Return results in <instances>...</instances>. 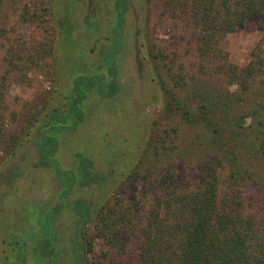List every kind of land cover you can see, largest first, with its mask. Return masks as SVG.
Segmentation results:
<instances>
[{
    "label": "rangeland",
    "instance_id": "1",
    "mask_svg": "<svg viewBox=\"0 0 264 264\" xmlns=\"http://www.w3.org/2000/svg\"><path fill=\"white\" fill-rule=\"evenodd\" d=\"M116 2L0 3V75L10 77L0 88V264H40L32 250L37 240H31L28 251L27 237L31 233L41 236L44 221L53 226L52 242L43 249L52 251L47 256L51 264H74L80 255L70 243L80 222L72 212L77 200L98 204L92 222H84L82 229L86 264H107L104 257L109 246L95 227L100 204L113 201L117 194L137 195L135 186L149 190L148 203L154 202L164 197L162 191L172 174L179 179L172 188L192 190L200 183L208 158L223 153L216 149L207 154V114L191 107L195 103L188 96L202 83L221 94L236 90L238 84L222 73L207 74V61L198 51L201 29L180 11L172 14L162 0H126L124 23L116 31ZM116 34L121 43L114 54L113 75L105 57L117 48ZM260 44L261 27L250 18L222 38L220 47L229 64L242 67ZM10 47L22 50V57L10 61ZM101 75L106 83L114 78L118 92L112 89L102 96L95 86L83 84L77 89L79 94L85 92L79 105L85 112L83 121L55 123L52 115H64L77 97L74 81ZM39 133L57 139L58 165L77 176L70 192H65V180L54 169L39 163L35 143ZM165 145L174 160L163 163L156 152ZM79 156L89 158L99 176L86 187L79 184ZM150 156L157 163L152 168L147 164ZM141 160H146L142 168ZM135 170H140L139 181L131 182ZM225 173L226 168L221 169V175ZM220 189L221 197H239L258 225L264 223L263 182L252 179L234 186L221 182ZM131 249L134 255L135 246Z\"/></svg>",
    "mask_w": 264,
    "mask_h": 264
},
{
    "label": "trees",
    "instance_id": "2",
    "mask_svg": "<svg viewBox=\"0 0 264 264\" xmlns=\"http://www.w3.org/2000/svg\"><path fill=\"white\" fill-rule=\"evenodd\" d=\"M116 6L119 14L117 31L124 23L127 2L117 0ZM162 6L175 16L174 12L180 11V15L191 17L201 29L197 35L198 51L207 61V74L222 73L235 78L234 83L238 84L236 90L230 88L221 94L202 83L193 87L188 96V100L195 103L191 107L207 114V154L216 149L223 153L208 158L201 170V181L192 190L172 188V184L179 181L172 174L167 188L162 191L164 197H158L154 202L148 203L149 190H139V186H135L137 195L117 194L113 201L100 204L95 227L109 246L104 258L109 264H264V223L258 225L253 215L246 212L239 197H221L220 194L221 182L230 186L246 184L252 179L264 183V0H162ZM250 18L256 19L261 27L262 44L258 46V52H253L249 63L242 67L233 66L220 47L221 39ZM116 37L119 40L117 48L105 57L113 75L116 73L114 54L119 52L121 43L118 34ZM9 52L13 57L10 61L18 60L23 54L14 47H10ZM210 65L215 68L210 69ZM8 78L0 75V88L6 86ZM74 83L77 97L70 101L64 115H52L55 123H67L72 119L76 125L83 121L85 112L79 105L85 99V92L77 93L83 84L95 86L102 96L109 95L108 91L112 89L116 94L120 88L114 78L106 83L103 75L79 77ZM167 90L172 89L168 86ZM185 114L189 115V112ZM35 143L40 153L39 163L54 169L65 180L68 187L65 192H70L77 176L64 172L58 165L55 158L57 139L39 133ZM163 148L162 151L157 149L156 154L161 156L157 160L163 163L174 160L169 146ZM79 157V184L86 187L98 181L99 176L89 158ZM148 158H151L148 168L155 167L157 163L153 157ZM144 166L146 160H141L140 167ZM225 168L224 177L221 169ZM139 177L140 170H135L131 182L139 181ZM96 205L77 200L72 206L73 215L85 219L86 224L92 222ZM61 206L62 203L56 210ZM41 229V236L31 233L27 241L37 240L32 247L33 253L41 260L40 264H51L47 256H51L52 251L43 249L52 242L53 226L44 221ZM72 240L74 249H79L82 244L80 233L77 232ZM132 246L136 248L134 255ZM83 256L79 255L74 264H82Z\"/></svg>",
    "mask_w": 264,
    "mask_h": 264
},
{
    "label": "flooded vegetation",
    "instance_id": "3",
    "mask_svg": "<svg viewBox=\"0 0 264 264\" xmlns=\"http://www.w3.org/2000/svg\"><path fill=\"white\" fill-rule=\"evenodd\" d=\"M85 221V219H83L82 217L80 218V222H79V224H78V226L74 229V231H73V234H72V236H71V239H70V243L72 244V246L74 245V241L72 240V238L75 236V234L77 233V232H79L80 233V235H81V239H82V230L80 229V223H81V221ZM31 241V240H30ZM31 243V242H30ZM30 249V248H29ZM83 248H82V246H80L79 247V252H80V255H83L84 254V252H83V250H82ZM16 250V249H15ZM29 251V250H28ZM17 252V251H16ZM19 252V251H18ZM17 252V253H18ZM28 253V252H27ZM82 264H86V258H85V254H84V256H83V262H82Z\"/></svg>",
    "mask_w": 264,
    "mask_h": 264
},
{
    "label": "water",
    "instance_id": "4",
    "mask_svg": "<svg viewBox=\"0 0 264 264\" xmlns=\"http://www.w3.org/2000/svg\"><path fill=\"white\" fill-rule=\"evenodd\" d=\"M135 41H136V42L138 41V38H137V37H136V40H135ZM137 53L139 54L138 50H137ZM139 64H140V63H139V61H138V65H139ZM98 190H99V193H100V190H101V189H100V186H99ZM84 222H85V221L83 220V221H81V223H80V226H79V227H80L81 230L83 229ZM30 242H31V241L29 240V243H28V250H29V248H30Z\"/></svg>",
    "mask_w": 264,
    "mask_h": 264
}]
</instances>
